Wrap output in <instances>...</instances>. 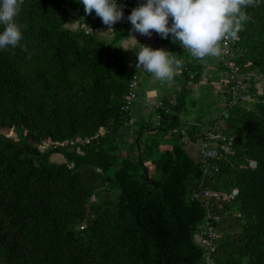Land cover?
Instances as JSON below:
<instances>
[{
    "label": "trees",
    "instance_id": "1",
    "mask_svg": "<svg viewBox=\"0 0 264 264\" xmlns=\"http://www.w3.org/2000/svg\"><path fill=\"white\" fill-rule=\"evenodd\" d=\"M256 1L233 40L249 99L224 102L214 119L231 152L219 151L217 170L205 171L180 133L156 158L146 142L149 176L139 148L116 156L130 110L121 104L138 68L140 45L117 51L132 29L133 0H116L126 20L112 25L109 42L95 33L108 26L80 0H24L16 19L27 25L25 47L0 50V264H210L197 242L207 216L220 234L213 264H264V0ZM68 10L76 29L66 25ZM170 110H159L156 130L178 125V108ZM54 153L65 161L52 162ZM204 190L220 196L193 197Z\"/></svg>",
    "mask_w": 264,
    "mask_h": 264
},
{
    "label": "clouds",
    "instance_id": "2",
    "mask_svg": "<svg viewBox=\"0 0 264 264\" xmlns=\"http://www.w3.org/2000/svg\"><path fill=\"white\" fill-rule=\"evenodd\" d=\"M23 3L24 0H0V50L25 47L21 41L27 25L16 19ZM80 3L86 14L94 10L108 30L123 17L122 6L116 0H80ZM254 3L255 0H146L127 19L132 31L145 36L155 31L162 38L171 34L173 42H178L192 57L203 60L220 57L222 42L238 38L248 19L245 9ZM132 38L136 46L137 41ZM138 49L136 67H142L161 81H171L182 70L181 61L167 50L145 45Z\"/></svg>",
    "mask_w": 264,
    "mask_h": 264
},
{
    "label": "crops",
    "instance_id": "3",
    "mask_svg": "<svg viewBox=\"0 0 264 264\" xmlns=\"http://www.w3.org/2000/svg\"><path fill=\"white\" fill-rule=\"evenodd\" d=\"M143 3H146V0H133L132 10ZM67 14L70 15L69 17H71L72 20L68 19L66 25L69 26L75 23L77 27L79 24L77 13L68 10ZM125 20L126 17L123 15L119 22L123 23ZM170 25L171 17H169V26ZM95 33L100 36L104 42H109L113 38L112 30L98 28ZM132 37L137 41L136 46L145 45L152 49H164L172 53L175 58H177L178 55L184 56L185 54L186 56V59L182 57L179 59L181 61L182 70L177 72L175 77L178 78L174 81H161L157 79L154 74L148 73L142 67L136 68L140 83L138 88H140V91L143 93L144 104L146 106H151L150 108L154 110L155 116H157L158 113L156 107L160 102L167 107L171 106L172 108H178V127L184 130L195 127L200 131L212 125L217 113L223 110V105L227 98L226 71L222 67L221 56L215 58L206 57L200 60L192 57L178 42H173L171 34H169L167 38H162L155 31H152L151 36H145L132 31V29H130L128 36L117 44V51L124 52L134 48L135 41ZM196 74H199V79L197 81L194 80ZM186 91L188 93H186ZM164 92H166L165 95ZM185 98H187V102ZM209 100L212 102H209ZM207 105L210 107L209 114L211 115L209 117L207 115L205 116ZM133 113L136 114V118H131L130 113H128L125 124L128 123L133 125L141 112H139V108H135ZM155 120L156 127L158 121L157 118H155ZM153 129L155 128H152V130ZM121 130L116 139L117 142L120 140V137L123 136ZM147 131L148 130L144 129V127H141L138 133L130 129L125 137L126 139L123 140L124 149L117 150L116 156L133 157L137 154L136 151H138V148L144 149L146 143L144 142V135ZM158 131L159 130H154L155 133ZM191 138L190 136V139ZM165 139L167 142L163 149L170 148L173 142H171L169 137H165ZM140 140L143 141V144H140ZM186 145H192L195 148L193 149L196 151V147L193 143H188ZM148 173L149 176H152L154 171L151 173L148 171Z\"/></svg>",
    "mask_w": 264,
    "mask_h": 264
},
{
    "label": "built area",
    "instance_id": "4",
    "mask_svg": "<svg viewBox=\"0 0 264 264\" xmlns=\"http://www.w3.org/2000/svg\"><path fill=\"white\" fill-rule=\"evenodd\" d=\"M260 3V0L256 1ZM79 27L84 31L85 34H90L93 32L92 28L87 27L85 24H80ZM91 29V31H90ZM223 54L221 55V61L224 69L226 70V82L228 85L227 88V98L225 102L228 107L235 106L238 101L249 99V96H243L242 91H246L247 84L243 82V79L247 77H243L240 72V66L236 63L235 59L237 57L238 49L234 45V41L232 39H228L222 42ZM256 87L257 84L255 85ZM138 87H139V78L136 72L132 73L129 78L127 92L123 97V102L121 104V110L125 111L130 109L133 102L136 100L138 94ZM158 109L157 113V121L159 122L161 118V113L170 112V106L167 107L163 103H158L156 107ZM162 110L161 113H159ZM223 117L228 116V110L224 111L222 114ZM218 114V116H220ZM216 119V117H215ZM157 122V124H158ZM221 121L217 119V121H213L212 125L208 126L207 128L200 130L196 133L191 139L188 137L186 130L180 129L179 133L181 135V142L183 145L188 143H193L196 147L197 152V160L201 163L203 169L205 171L208 170H217V166L212 163V160L218 156L219 151H223L224 153H230V142H222L225 139V136L220 131V123ZM89 139H85L83 142L87 143ZM79 142L78 139L70 140V141H63V142H56L53 147L57 146H73ZM43 147L49 148L50 143L44 142ZM233 192H236L234 190ZM193 197L203 203H207L208 199L210 198H218L220 194L215 191L204 190L200 192H193ZM219 233L214 229V227L210 224L208 220V216L206 217V222L202 226V229L197 235V242L199 245L204 248L206 251V258L207 262L213 264L210 260V254L214 252L216 248L215 240L219 238Z\"/></svg>",
    "mask_w": 264,
    "mask_h": 264
},
{
    "label": "rangeland",
    "instance_id": "5",
    "mask_svg": "<svg viewBox=\"0 0 264 264\" xmlns=\"http://www.w3.org/2000/svg\"><path fill=\"white\" fill-rule=\"evenodd\" d=\"M69 16H70L69 14H66V16H65L66 20L71 19V17H69ZM67 27L75 28L76 24L73 23L72 25H69ZM98 37L101 38L100 36H98ZM180 57H182L183 59H186L185 54H184V56L178 55V57L176 59L179 60ZM177 78L178 77L174 76L172 80L174 81ZM257 81L258 80H253L254 83H256ZM139 85H140V83H139ZM257 86H259V88L261 87L260 81L257 82ZM140 90L141 89L138 88V91H137V94H139L138 98H136V100L133 102L128 113H130L131 118H136V114L133 113L135 108H139V112H141V113H139L137 121L133 125L126 123L124 126H122L121 132H123L122 133L123 136L120 137V140L118 142L116 141V143H117L118 149H120V150L124 149L123 140L126 139L125 137L128 134L129 130L131 129V130L138 133L139 129L141 127H144V129L148 130L144 135V138H145L144 142H148V144H150L151 146L152 145L154 147L156 146L155 150L152 152V156H151V159H152V158L158 157L161 150L164 148V145L167 142L165 137H169L171 142H173L175 140V138L178 137L179 131L181 128H179L178 125H175L174 128H172L171 130L169 129L166 132L158 131L157 133H155L154 130H156V129L152 130V128H155V124H156V120H155L156 116H155L154 110H152L150 108L151 106H149V105L146 106L144 104L143 93ZM186 93H188V92L186 91ZM165 94H166V92H164V95ZM185 99L187 102V98H185ZM209 102H212V101L209 100ZM244 104H246V106H248V107L250 106V104L248 102H245ZM206 111L207 112H205V116L207 115L209 117L211 115V114H209V112H210L209 105H207ZM145 124H146V126H145ZM1 132H3V134H7L10 137H15V133L12 132L11 130H1ZM140 144H143V141L140 140ZM185 146H186L185 149H186L187 153L189 154V156L192 157L193 159L197 160L198 155H197V152L194 150L195 148L192 145H189V146L185 145ZM139 150H140V152H142V160H143L144 166H146L147 170L151 173L154 169L152 162L150 161L151 159H148V158L146 159V153H145L144 149L140 148ZM137 155H138V153H137ZM50 160L52 162H55V163H61V162L65 161L64 157L60 153L52 154V156H50Z\"/></svg>",
    "mask_w": 264,
    "mask_h": 264
},
{
    "label": "water",
    "instance_id": "6",
    "mask_svg": "<svg viewBox=\"0 0 264 264\" xmlns=\"http://www.w3.org/2000/svg\"><path fill=\"white\" fill-rule=\"evenodd\" d=\"M145 179L148 180V177L146 176ZM148 181H149V180H148ZM149 182H150V181H149ZM166 263L169 264L168 261H166Z\"/></svg>",
    "mask_w": 264,
    "mask_h": 264
}]
</instances>
